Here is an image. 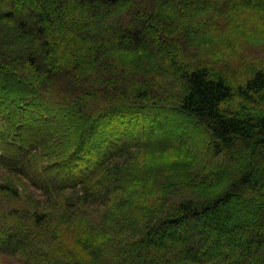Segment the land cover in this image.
I'll return each instance as SVG.
<instances>
[{"label": "trees", "instance_id": "16d2710c", "mask_svg": "<svg viewBox=\"0 0 264 264\" xmlns=\"http://www.w3.org/2000/svg\"><path fill=\"white\" fill-rule=\"evenodd\" d=\"M0 264H264V0H1Z\"/></svg>", "mask_w": 264, "mask_h": 264}, {"label": "rangeland", "instance_id": "374dc122", "mask_svg": "<svg viewBox=\"0 0 264 264\" xmlns=\"http://www.w3.org/2000/svg\"><path fill=\"white\" fill-rule=\"evenodd\" d=\"M47 1H49L50 2V4H52V5H55L56 3H57V0H47ZM0 2H1V0H0ZM14 6H15V4H14ZM99 11H101V10H98L97 12H99ZM94 14L95 13V10H89V12H88V14ZM219 37H221L220 35H218ZM238 48V47H237ZM167 127V126H166ZM189 129H192V127L191 126H186V125H183V124H179V125H177V126H174V127H172V131H173V133L170 135L171 136V138H175L176 137V135L178 134V132L180 131V130H189ZM194 130V129H193ZM192 130V131H193ZM204 152H205V150H204V148L203 147H199L198 148V153H200L201 155H203L204 154ZM195 239H197L198 241H199V243H201V241L202 240H200L197 236L195 237Z\"/></svg>", "mask_w": 264, "mask_h": 264}]
</instances>
